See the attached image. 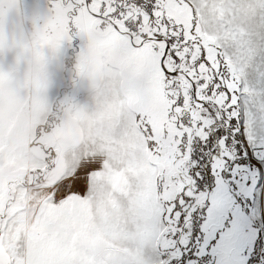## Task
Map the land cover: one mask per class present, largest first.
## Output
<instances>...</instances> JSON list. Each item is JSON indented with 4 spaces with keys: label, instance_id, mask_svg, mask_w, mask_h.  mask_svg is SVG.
<instances>
[{
    "label": "snow or ice",
    "instance_id": "1",
    "mask_svg": "<svg viewBox=\"0 0 264 264\" xmlns=\"http://www.w3.org/2000/svg\"><path fill=\"white\" fill-rule=\"evenodd\" d=\"M33 14L29 42L0 31L46 89L32 134L0 66V264H264V0ZM52 66L73 86L55 103Z\"/></svg>",
    "mask_w": 264,
    "mask_h": 264
},
{
    "label": "rangeland",
    "instance_id": "2",
    "mask_svg": "<svg viewBox=\"0 0 264 264\" xmlns=\"http://www.w3.org/2000/svg\"><path fill=\"white\" fill-rule=\"evenodd\" d=\"M43 3H44V0H15V4L12 8L11 14L3 20L4 23L11 22L12 23L11 26H13L15 28V29H12L9 31V36L11 35L12 31L17 30L19 35L26 38V41L29 42L31 40L32 33H33L35 26H36V19H35L34 14H33L34 8L37 7L39 4H43ZM2 23H0V29L3 28ZM2 54L3 53H0V66L4 67L6 65V61L4 60ZM53 70H54L53 74L56 75V77H60L59 80H61V82L63 83V87H67V86L72 85L70 78H69L66 71H63L61 73L58 71L56 66H52V67H50L49 72H51ZM70 90H71L70 93L71 92L73 93V87L70 88ZM79 90H86V89L81 88ZM77 92H76V95H78ZM49 95L51 98V94H49ZM31 114H32V110L30 113V120L29 121L31 122V133L34 134L36 132V128H37V126H35V124L40 120V118L37 117L33 121ZM39 124L40 123H37V125H39Z\"/></svg>",
    "mask_w": 264,
    "mask_h": 264
},
{
    "label": "trees",
    "instance_id": "3",
    "mask_svg": "<svg viewBox=\"0 0 264 264\" xmlns=\"http://www.w3.org/2000/svg\"><path fill=\"white\" fill-rule=\"evenodd\" d=\"M11 22L8 23H2V29H0V31H2L4 33V35L7 37L8 41L11 42L13 39H15L18 44L19 43H24L27 42L26 38L22 37L19 35V33L16 31H12L11 35L9 36V31L12 29H15L13 26H11ZM2 56L4 58V60L6 61V65L3 67L5 71L9 70V68H14L16 69L15 75L17 76V88H16V94L17 97L18 96H23L26 88H25V78H24V73L26 71V64L24 65H20L17 66L16 64V54H17V49L16 48H5L4 52H2ZM73 86H67V87H63V90L60 92L59 97H62L65 94H69L70 93V88H72ZM72 93V92H71ZM70 93V94H71ZM78 95H76L77 97ZM56 101V100H55ZM55 103V102H54ZM7 106L13 111V113L15 114L17 111V102L15 100H13L12 102L8 103ZM31 110L33 111V109L31 108L27 114L22 115L25 118H28L30 120V113ZM13 123H15V120H13Z\"/></svg>",
    "mask_w": 264,
    "mask_h": 264
},
{
    "label": "clouds",
    "instance_id": "4",
    "mask_svg": "<svg viewBox=\"0 0 264 264\" xmlns=\"http://www.w3.org/2000/svg\"><path fill=\"white\" fill-rule=\"evenodd\" d=\"M11 11H12V8L9 9L8 5L6 4L4 6V15L3 17H0V23H2L3 20L11 14ZM24 82H25L26 91L22 97L21 96L17 97V101H18L19 108H20V113H19L20 115L27 114V112L33 106V101L38 96H43L46 94V89L44 87V83L42 80L37 82L34 79L30 80V79L25 78Z\"/></svg>",
    "mask_w": 264,
    "mask_h": 264
},
{
    "label": "crops",
    "instance_id": "5",
    "mask_svg": "<svg viewBox=\"0 0 264 264\" xmlns=\"http://www.w3.org/2000/svg\"><path fill=\"white\" fill-rule=\"evenodd\" d=\"M56 68H57V66H56ZM59 72L62 73L63 71H59ZM53 73H54V70L50 72L51 79L54 81V83H53L52 87L50 88L49 94H51V99L54 103L56 98L59 96V93L63 89V83L61 82V80H59L60 77H56V75H54ZM77 93H78L77 99L80 102H85L86 100L89 99V92L87 90H78ZM37 123H40V124L43 123V119L40 118V120ZM37 123L35 124V126H37Z\"/></svg>",
    "mask_w": 264,
    "mask_h": 264
}]
</instances>
